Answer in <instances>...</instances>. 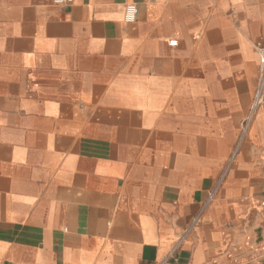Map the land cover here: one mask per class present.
Returning a JSON list of instances; mask_svg holds the SVG:
<instances>
[{
    "label": "crops",
    "instance_id": "crops-1",
    "mask_svg": "<svg viewBox=\"0 0 264 264\" xmlns=\"http://www.w3.org/2000/svg\"><path fill=\"white\" fill-rule=\"evenodd\" d=\"M263 38L264 0H0V264L264 261Z\"/></svg>",
    "mask_w": 264,
    "mask_h": 264
},
{
    "label": "built area",
    "instance_id": "built-area-1",
    "mask_svg": "<svg viewBox=\"0 0 264 264\" xmlns=\"http://www.w3.org/2000/svg\"><path fill=\"white\" fill-rule=\"evenodd\" d=\"M53 4L57 6H68L70 0H52ZM137 9L135 5H127L125 8V19L127 22H133L135 20ZM170 45H176L175 41H170ZM255 52L258 55L259 64L261 66V84L264 83V38L262 42H258L254 45ZM262 101V91L259 89L255 94L253 107H257ZM264 194V192H263Z\"/></svg>",
    "mask_w": 264,
    "mask_h": 264
},
{
    "label": "rangeland",
    "instance_id": "rangeland-1",
    "mask_svg": "<svg viewBox=\"0 0 264 264\" xmlns=\"http://www.w3.org/2000/svg\"><path fill=\"white\" fill-rule=\"evenodd\" d=\"M262 260H264V258H263V256H262V258H261ZM264 263V261H260V264H263Z\"/></svg>",
    "mask_w": 264,
    "mask_h": 264
}]
</instances>
